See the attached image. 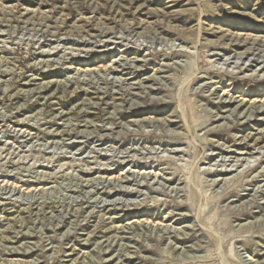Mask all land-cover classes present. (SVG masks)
Returning a JSON list of instances; mask_svg holds the SVG:
<instances>
[{
  "label": "rangeland",
  "instance_id": "1",
  "mask_svg": "<svg viewBox=\"0 0 264 264\" xmlns=\"http://www.w3.org/2000/svg\"><path fill=\"white\" fill-rule=\"evenodd\" d=\"M253 41L264 0H0V264H264Z\"/></svg>",
  "mask_w": 264,
  "mask_h": 264
},
{
  "label": "bare ground",
  "instance_id": "2",
  "mask_svg": "<svg viewBox=\"0 0 264 264\" xmlns=\"http://www.w3.org/2000/svg\"><path fill=\"white\" fill-rule=\"evenodd\" d=\"M228 42L230 43L229 45H232L233 47H244V46H246V43L244 42V43H240L239 41H235L234 39H229L228 40ZM252 46L253 47H256V46H258V47H260V46H263L264 47V41L262 42V41H253V43H252ZM248 49H252V48H248ZM248 49H247V51H243L244 53H242V54H238L239 55V57H243L244 56V58H246L248 55H251V56H253V57H255V54L254 53H252L253 51H257V50H253V51H251V52H248ZM250 51V50H249ZM251 53V54H250ZM237 55V56H238ZM259 59L260 58H249L248 59V61H250V64H252V63H261L262 65V68H264V59L262 60V61H260L259 62ZM111 71H115V72H117V70L116 69H112ZM231 101H228V103H230ZM232 113V112H231ZM247 113H254V114H256V115H258V114H263L264 113V108H263V106H261V107H251V110L250 111H248ZM10 115V114H9ZM69 133V132H68ZM67 133V134H68ZM64 131L63 132H61V133H56L55 134V136L56 135H58L59 137H67L68 135H67ZM52 135H54V134H52ZM17 136V135H16ZM51 136V135H50ZM88 173H90V172H88Z\"/></svg>",
  "mask_w": 264,
  "mask_h": 264
}]
</instances>
